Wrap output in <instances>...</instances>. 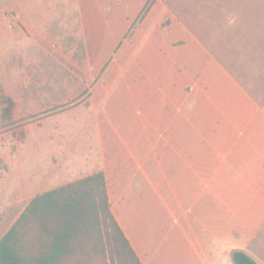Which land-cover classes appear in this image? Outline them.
Here are the masks:
<instances>
[{
  "label": "crops",
  "instance_id": "0c3cea01",
  "mask_svg": "<svg viewBox=\"0 0 264 264\" xmlns=\"http://www.w3.org/2000/svg\"><path fill=\"white\" fill-rule=\"evenodd\" d=\"M146 2L76 0L83 33L98 29L107 55L138 21L125 51L143 68L111 96L100 162L84 176L104 171L142 264H234V250L264 264V101L161 0L141 18ZM247 2L257 49L264 0Z\"/></svg>",
  "mask_w": 264,
  "mask_h": 264
},
{
  "label": "rangeland",
  "instance_id": "374dc122",
  "mask_svg": "<svg viewBox=\"0 0 264 264\" xmlns=\"http://www.w3.org/2000/svg\"><path fill=\"white\" fill-rule=\"evenodd\" d=\"M161 1L264 101V34H256L254 49L243 30L245 22L252 32L243 7L250 12L253 3ZM137 25L107 55L95 49L105 39L98 29L83 33L74 0H0V238L32 197L100 162L97 130L109 123L111 96L126 91L127 76L143 74L125 51ZM169 25L167 18L161 27ZM8 98L10 118L3 112Z\"/></svg>",
  "mask_w": 264,
  "mask_h": 264
},
{
  "label": "trees",
  "instance_id": "16d2710c",
  "mask_svg": "<svg viewBox=\"0 0 264 264\" xmlns=\"http://www.w3.org/2000/svg\"><path fill=\"white\" fill-rule=\"evenodd\" d=\"M155 1L147 0L141 18ZM5 102L10 118L13 102ZM232 259L258 264L243 250H234ZM0 264L142 263L111 210L99 169L32 197L0 238Z\"/></svg>",
  "mask_w": 264,
  "mask_h": 264
}]
</instances>
